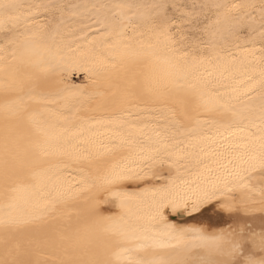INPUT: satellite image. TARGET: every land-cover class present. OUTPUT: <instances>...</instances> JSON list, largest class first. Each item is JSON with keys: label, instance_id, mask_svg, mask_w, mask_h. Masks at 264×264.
<instances>
[{"label": "snow or ice", "instance_id": "1", "mask_svg": "<svg viewBox=\"0 0 264 264\" xmlns=\"http://www.w3.org/2000/svg\"><path fill=\"white\" fill-rule=\"evenodd\" d=\"M64 7L0 0V264H264V47L230 51L264 0L69 5L75 49L35 23ZM213 202L241 218L166 214Z\"/></svg>", "mask_w": 264, "mask_h": 264}, {"label": "bare ground", "instance_id": "2", "mask_svg": "<svg viewBox=\"0 0 264 264\" xmlns=\"http://www.w3.org/2000/svg\"><path fill=\"white\" fill-rule=\"evenodd\" d=\"M25 4H42V3H55V4H61L65 7L62 9L63 13V20L61 22V11H54L50 12L47 15H42L37 17L35 23L37 24H43L45 27L43 31L49 34L51 36L54 31H56V26L59 25L58 28V34L56 35V41L60 42L63 41L71 46V48L75 49L77 47L83 46L87 43L88 40H91L93 35L95 34V29L98 27L95 24H92L91 29L87 31V40L82 37V34L80 32V28L82 23L84 22L83 13L86 12V9L83 7L77 8V9H71L68 6L69 5H92V4H100V3H117V2H123V0H22ZM177 3H190L192 0H175ZM197 2H200V0H197ZM239 2V0H238ZM7 37L3 33H0V49L4 46V40ZM249 39L248 33H241L240 39L233 41V45H239L240 49L238 50L235 46L230 48V51L233 54L239 55L240 50H242L244 47H255L257 49L256 55L258 56L259 49L264 47V44H261L259 39L255 41L253 44H246L245 42ZM207 55V53H204ZM136 69L133 67L130 69V71H135ZM22 72L29 71L28 69H22ZM74 83L77 84H86L87 81L82 73L77 74L74 81ZM102 91L104 89H101ZM97 117H101L105 115L104 113H97ZM143 123H147L150 125V127L157 126V121L152 119H145ZM75 166L72 165L69 167V169L65 172V175L69 176V178L76 176V171L74 170ZM172 175H176L175 170L172 171ZM129 187L128 190L132 192H138L141 189L144 188H151L155 186L158 182L154 180H148L147 178L145 180H132L127 182ZM210 209H214L215 215H213V218L205 217V213L209 211ZM67 214H70L74 217L75 212L77 211L74 207H69L66 210ZM179 211H182L185 213V217L182 219L176 218L175 214ZM177 212H168L166 213L169 216V220L172 222H175L177 224H198L203 225L206 228L209 229H218L226 227L228 224L235 223L237 220H239L241 217L238 213H228L223 211L218 205L215 204V202L205 205L202 207L198 212H185L183 210H179ZM180 217V216H179ZM182 217V216H181ZM63 225V221H55L48 225L47 231L48 232H55L57 231L61 226Z\"/></svg>", "mask_w": 264, "mask_h": 264}, {"label": "rangeland", "instance_id": "3", "mask_svg": "<svg viewBox=\"0 0 264 264\" xmlns=\"http://www.w3.org/2000/svg\"><path fill=\"white\" fill-rule=\"evenodd\" d=\"M213 215H215V212H214V209H210L209 211H207L206 213H205V217H210V218H213L212 216ZM175 216H176V218H178V219H182V218H184L185 217V213L184 212H182V211H179V212H177L176 214H175ZM180 216V217H179ZM182 216V217H181Z\"/></svg>", "mask_w": 264, "mask_h": 264}]
</instances>
